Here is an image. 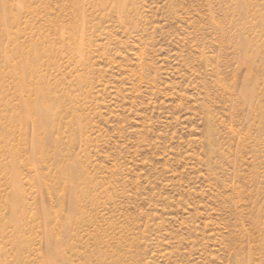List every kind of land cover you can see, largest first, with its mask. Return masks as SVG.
<instances>
[{"label": "rangeland", "instance_id": "rangeland-1", "mask_svg": "<svg viewBox=\"0 0 264 264\" xmlns=\"http://www.w3.org/2000/svg\"><path fill=\"white\" fill-rule=\"evenodd\" d=\"M9 7L52 114L11 101L0 264H264V0Z\"/></svg>", "mask_w": 264, "mask_h": 264}, {"label": "bare ground", "instance_id": "bare-ground-1", "mask_svg": "<svg viewBox=\"0 0 264 264\" xmlns=\"http://www.w3.org/2000/svg\"><path fill=\"white\" fill-rule=\"evenodd\" d=\"M27 10L29 14H33L31 7ZM5 41H8V45L4 53L0 50V133L4 145L14 139L12 128L17 127L26 115L24 111L17 115H13V112L9 114V108L16 111L12 106L14 98L21 101L19 104H25L35 123L37 117L39 130L50 124L49 117L52 114V110L44 106V101L37 104L38 109L36 107V94L40 96L41 93H36L37 58L33 22L22 23L19 14L12 7L0 8V49ZM32 141L36 148V131ZM13 187L16 194L21 192L17 181L13 183ZM19 215L21 217L19 209L14 208L11 217L16 226L19 225ZM58 256V253H51L48 257L50 264H56Z\"/></svg>", "mask_w": 264, "mask_h": 264}]
</instances>
